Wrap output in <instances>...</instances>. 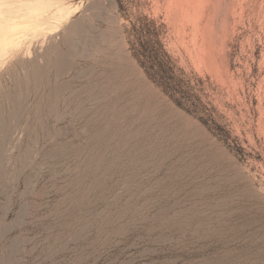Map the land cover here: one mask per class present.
<instances>
[{
  "label": "rangeland",
  "instance_id": "1",
  "mask_svg": "<svg viewBox=\"0 0 264 264\" xmlns=\"http://www.w3.org/2000/svg\"><path fill=\"white\" fill-rule=\"evenodd\" d=\"M42 1L0 48V264H264V0Z\"/></svg>",
  "mask_w": 264,
  "mask_h": 264
},
{
  "label": "trees",
  "instance_id": "2",
  "mask_svg": "<svg viewBox=\"0 0 264 264\" xmlns=\"http://www.w3.org/2000/svg\"><path fill=\"white\" fill-rule=\"evenodd\" d=\"M157 26L155 20L148 18L132 23L128 32L130 51L147 77L169 94L178 106L185 107L190 103V97L183 88V81L176 75L171 57L164 50Z\"/></svg>",
  "mask_w": 264,
  "mask_h": 264
},
{
  "label": "bare ground",
  "instance_id": "3",
  "mask_svg": "<svg viewBox=\"0 0 264 264\" xmlns=\"http://www.w3.org/2000/svg\"><path fill=\"white\" fill-rule=\"evenodd\" d=\"M40 2L41 4L33 5L34 2L31 0H0V48L8 39L19 40L22 36H27L28 32L37 34L42 27L46 26L42 14V11L46 9L44 5L46 2L42 0ZM64 12H66L64 5L57 6L56 17ZM15 14H21V19H17ZM22 49L19 48V50Z\"/></svg>",
  "mask_w": 264,
  "mask_h": 264
}]
</instances>
